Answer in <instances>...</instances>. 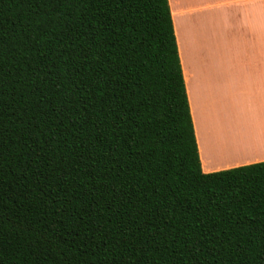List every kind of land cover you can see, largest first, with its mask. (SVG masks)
<instances>
[{"label": "trees", "instance_id": "obj_1", "mask_svg": "<svg viewBox=\"0 0 264 264\" xmlns=\"http://www.w3.org/2000/svg\"><path fill=\"white\" fill-rule=\"evenodd\" d=\"M0 264H264V162L202 172L168 0H0Z\"/></svg>", "mask_w": 264, "mask_h": 264}, {"label": "crops", "instance_id": "obj_2", "mask_svg": "<svg viewBox=\"0 0 264 264\" xmlns=\"http://www.w3.org/2000/svg\"><path fill=\"white\" fill-rule=\"evenodd\" d=\"M203 173L264 162V0H168Z\"/></svg>", "mask_w": 264, "mask_h": 264}]
</instances>
